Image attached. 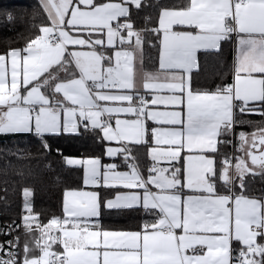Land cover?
<instances>
[{
  "label": "snow or ice",
  "instance_id": "6c2138e0",
  "mask_svg": "<svg viewBox=\"0 0 264 264\" xmlns=\"http://www.w3.org/2000/svg\"><path fill=\"white\" fill-rule=\"evenodd\" d=\"M147 6L145 0H38L33 18L42 22L28 36L18 33V46L9 38L0 52V135L33 133L43 141L80 127L99 130L104 141L118 144L107 156L122 158L107 165L65 158L82 168L84 185L117 192L101 202L95 192L65 190L63 215L47 223L25 188L20 224L0 227V236H13L0 241V264H264V194L247 195L249 177L264 180V0H184L161 8L150 30L159 40L153 70L143 65L149 29L131 19L133 7ZM7 20L13 22L11 13ZM233 38L232 82L194 89L198 53L219 51ZM158 105L172 110H154ZM237 108L262 117L256 131L238 134L240 156L221 152L233 143ZM147 121L156 125L151 139ZM137 146L151 161L147 175ZM102 206L142 208L154 219L138 231L104 230L92 219Z\"/></svg>",
  "mask_w": 264,
  "mask_h": 264
},
{
  "label": "trees",
  "instance_id": "16d2710c",
  "mask_svg": "<svg viewBox=\"0 0 264 264\" xmlns=\"http://www.w3.org/2000/svg\"><path fill=\"white\" fill-rule=\"evenodd\" d=\"M108 0H104L106 2ZM184 0H145L142 9H131V19L137 29L147 28L144 35L143 65L146 70L157 67L158 43L156 35L150 31L157 26V17L163 7L180 5ZM38 0H0V52L11 46H18L17 34L28 36L32 31V24L41 23L40 16H34ZM14 17L13 22L7 20L8 14ZM146 17H151L146 21ZM22 43V40L19 41ZM235 43L232 39L222 42L219 51H201L198 53V70L192 72V86L198 90H215L224 81L232 82L231 66ZM237 124L235 135L241 131L256 130L262 117L257 113L242 115L236 109ZM251 121V123H242ZM231 137H229L230 139ZM43 141L50 146L44 148ZM43 141L33 133H18L0 135V220L14 221L20 224L24 212L25 188L32 191L30 201L34 213L40 214L44 223L53 217H60L62 213V195L66 189L82 188V170L80 167L67 166L66 156L98 157L102 162L105 156L106 141L102 139L99 130L92 131L80 127L78 133L46 134ZM234 155L237 156V140L233 142ZM230 144L221 146V152L230 154ZM145 147L137 146L136 155L145 154ZM121 160L117 157L114 160ZM218 159H223L219 157ZM145 170L148 161H141ZM178 165V164H176ZM175 165V166H176ZM101 202L113 195L116 189L97 187ZM264 194V180L256 177L248 178L247 195L261 196ZM102 229L107 230H140L145 221L151 222L154 217L142 208L137 210H109L101 207V214L97 218ZM19 231V230H18ZM22 236V234H21ZM22 240V239H21Z\"/></svg>",
  "mask_w": 264,
  "mask_h": 264
},
{
  "label": "crops",
  "instance_id": "0c3cea01",
  "mask_svg": "<svg viewBox=\"0 0 264 264\" xmlns=\"http://www.w3.org/2000/svg\"><path fill=\"white\" fill-rule=\"evenodd\" d=\"M106 2H108V1H106ZM81 7H83V6H81ZM158 16H159V14H158ZM157 21H158V17H157ZM115 23V22H114ZM156 27H158V23H157V26ZM154 35H156V33L155 32H152ZM72 35H79V36H81V37H83V36H86L87 35V33H79V32H72ZM103 34L102 33H92V37H93V39H95V38H97V37H100V36H102ZM156 39H157V36H156ZM157 43H158V46H159V40L157 39ZM70 47H72V46H70ZM74 48H75V50H87L86 48H84V49H81L80 48V46H74ZM235 48H236V44L234 45V49H233V58H234V55H235ZM233 58H232V63H233ZM157 67H158V58H157ZM193 71H195V69L193 70ZM149 99H150V97H149ZM154 110H160V111H164V110H172L171 109V106H164V105H158V106H154ZM120 118H126V117H124L123 115L120 117ZM114 123H115V121L113 120V125H114ZM156 125L154 124V122L153 121H147V127H148V129H149V139H151V137H150V131H151V128H153V127H155ZM254 131H256V130H254ZM254 131H252V132H254ZM251 132V133H252ZM247 133H249V132H247ZM230 139H232L233 140V142L235 143V141L237 140V143H238V134H236V135H234V136H231V138ZM107 142V144L105 145V156L108 158V160L106 161V162H102L101 161V165H107V164H110V163H116V164H120L121 163V160L119 159V160H114L115 158H117V157H109V156H107V154H106V150H107V148L108 147H118V144L116 143V142H110V141H106ZM233 147H234V145H233V143L232 144H230V154L229 155H231V153L233 152V155L235 154L234 153V149H233ZM145 151H146V148H145ZM65 158H72V159H83V158H98V157H78V156H66ZM64 158V162H65V164L67 165V166H72V165H68L67 163H66V159ZM101 160V159H100ZM140 160L141 161H148V163H147V167L145 168V175H147V168H148V166L151 164V161L149 160V158L146 156V152H145V154H143V155H141L140 156ZM177 163L176 162H168V161H160V166L161 167H167V168H169V169H171L173 166H175ZM177 167L179 166V165H176ZM73 167H78V166H73ZM81 170H82V168H81ZM119 170H121V171H123V170H125V169H123V168H120ZM81 180H82V185H83V187L82 188H74V189H66V190H77V191H87V192H95V193H97L98 194V191H97V187L96 186H86V185H84V183H83V170H82V177H81ZM103 184V182H102V180H101V185ZM100 187H103V186H100ZM65 191V190H64ZM119 191H121V192H124V191H127V190H125V189H119ZM185 191V193H187V189H185L184 190ZM116 192H117V190H116ZM116 192L113 194V195H111V196H109V197H107V198H105L104 199V201H107L108 199H111V198H114V196L116 195ZM64 193V192H63ZM249 196H252V195H249ZM98 197H99V194H98ZM256 197H260V196H256ZM62 201H63V195H62ZM93 220H96L97 218H92ZM104 230H107V229H104ZM112 231H138V230H112ZM22 237V240H21V246H22V242H23V235L21 236Z\"/></svg>",
  "mask_w": 264,
  "mask_h": 264
},
{
  "label": "built area",
  "instance_id": "2783aa9c",
  "mask_svg": "<svg viewBox=\"0 0 264 264\" xmlns=\"http://www.w3.org/2000/svg\"><path fill=\"white\" fill-rule=\"evenodd\" d=\"M232 40L235 41L234 38ZM231 155H233V152L231 153ZM11 224H13V221L0 220V227H4L5 225H11ZM12 238H13V236H0V241L9 240V239H12Z\"/></svg>",
  "mask_w": 264,
  "mask_h": 264
},
{
  "label": "rangeland",
  "instance_id": "374dc122",
  "mask_svg": "<svg viewBox=\"0 0 264 264\" xmlns=\"http://www.w3.org/2000/svg\"><path fill=\"white\" fill-rule=\"evenodd\" d=\"M234 43H235V41H233ZM249 133H251V132H249ZM237 147H238V143H237ZM238 154H237V156H240L241 155V153L240 152H237ZM26 214V213H25Z\"/></svg>",
  "mask_w": 264,
  "mask_h": 264
}]
</instances>
